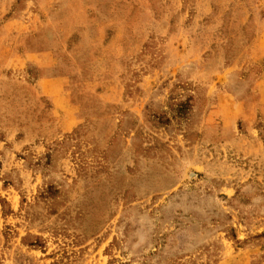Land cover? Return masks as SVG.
<instances>
[{"label": "rangeland", "instance_id": "1", "mask_svg": "<svg viewBox=\"0 0 264 264\" xmlns=\"http://www.w3.org/2000/svg\"><path fill=\"white\" fill-rule=\"evenodd\" d=\"M0 264H264V0H0Z\"/></svg>", "mask_w": 264, "mask_h": 264}]
</instances>
